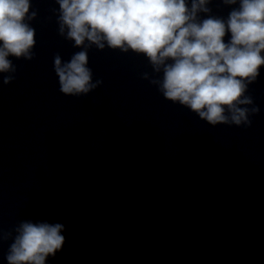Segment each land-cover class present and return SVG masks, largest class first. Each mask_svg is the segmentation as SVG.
I'll return each instance as SVG.
<instances>
[{"label":"clouds","instance_id":"clouds-1","mask_svg":"<svg viewBox=\"0 0 264 264\" xmlns=\"http://www.w3.org/2000/svg\"><path fill=\"white\" fill-rule=\"evenodd\" d=\"M57 33L80 49L68 60L53 56L59 91L81 97L99 88L89 51L119 50L143 56L142 78L167 101L209 125L250 127L260 113L249 86L264 67V0H54ZM229 9L217 15L211 5ZM33 0H0V84L18 71L15 60L35 58L38 17ZM227 37V40H226ZM60 223L18 220L0 225L6 264H47L62 250ZM10 241V243H9Z\"/></svg>","mask_w":264,"mask_h":264}]
</instances>
